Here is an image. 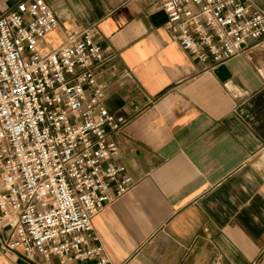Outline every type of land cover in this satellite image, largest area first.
Returning a JSON list of instances; mask_svg holds the SVG:
<instances>
[{
  "label": "crops",
  "instance_id": "1",
  "mask_svg": "<svg viewBox=\"0 0 264 264\" xmlns=\"http://www.w3.org/2000/svg\"><path fill=\"white\" fill-rule=\"evenodd\" d=\"M45 1L57 26L42 52L96 25L110 55L97 81L125 120L112 160L133 184L92 218L109 264H264V39L214 65L170 40L157 0ZM7 234L0 221V264H42Z\"/></svg>",
  "mask_w": 264,
  "mask_h": 264
},
{
  "label": "built area",
  "instance_id": "2",
  "mask_svg": "<svg viewBox=\"0 0 264 264\" xmlns=\"http://www.w3.org/2000/svg\"><path fill=\"white\" fill-rule=\"evenodd\" d=\"M1 2V0H0ZM167 33L214 65L264 39V10L245 0H157ZM45 0L0 7V221L3 247L42 264H109L92 218L132 179L112 158L125 123L104 105L97 72L110 56L96 25L70 31L56 49Z\"/></svg>",
  "mask_w": 264,
  "mask_h": 264
}]
</instances>
